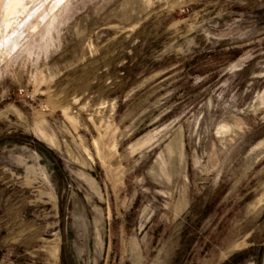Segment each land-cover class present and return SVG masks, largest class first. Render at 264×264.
<instances>
[{
    "label": "rangeland",
    "instance_id": "rangeland-1",
    "mask_svg": "<svg viewBox=\"0 0 264 264\" xmlns=\"http://www.w3.org/2000/svg\"><path fill=\"white\" fill-rule=\"evenodd\" d=\"M0 264H264V0H0Z\"/></svg>",
    "mask_w": 264,
    "mask_h": 264
},
{
    "label": "bare ground",
    "instance_id": "bare-ground-1",
    "mask_svg": "<svg viewBox=\"0 0 264 264\" xmlns=\"http://www.w3.org/2000/svg\"><path fill=\"white\" fill-rule=\"evenodd\" d=\"M10 13H11V11H10Z\"/></svg>",
    "mask_w": 264,
    "mask_h": 264
}]
</instances>
